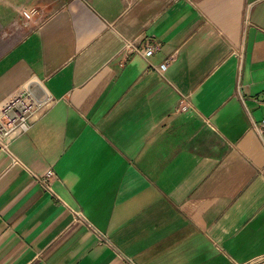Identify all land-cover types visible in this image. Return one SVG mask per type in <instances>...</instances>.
I'll use <instances>...</instances> for the list:
<instances>
[{"label":"crops","instance_id":"0c3cea01","mask_svg":"<svg viewBox=\"0 0 264 264\" xmlns=\"http://www.w3.org/2000/svg\"><path fill=\"white\" fill-rule=\"evenodd\" d=\"M27 88L0 264H264V0H0V106Z\"/></svg>","mask_w":264,"mask_h":264},{"label":"built area","instance_id":"2783aa9c","mask_svg":"<svg viewBox=\"0 0 264 264\" xmlns=\"http://www.w3.org/2000/svg\"><path fill=\"white\" fill-rule=\"evenodd\" d=\"M35 13V9L29 11L23 10L21 16L24 20L30 21ZM127 48L143 58H147L154 52V47L152 46H146L143 49H139L131 43H128ZM165 68L166 65L161 64L158 71L161 72L165 70ZM46 104V101H41L31 89L27 88L6 100L0 106V151L11 155L13 163L17 164L19 163V160L10 152V143L31 128L34 121V113L43 108ZM182 109L186 110L187 106H182ZM253 130L264 147V118L258 123H253ZM52 175L53 173L49 171L44 177L34 176L35 179L42 184L44 189L51 194H53V191L49 186V178ZM74 215L77 221L86 222L82 212L75 211ZM86 224L89 227H92L87 222ZM96 232L100 236L102 235L97 230Z\"/></svg>","mask_w":264,"mask_h":264},{"label":"rangeland","instance_id":"374dc122","mask_svg":"<svg viewBox=\"0 0 264 264\" xmlns=\"http://www.w3.org/2000/svg\"><path fill=\"white\" fill-rule=\"evenodd\" d=\"M34 9L36 10V13L32 17V20H30V21L35 20L34 23L37 25V24H40L46 18V15L43 14L40 9H36V8H34ZM27 23L28 22H24L23 24H21V26L24 27V26H26Z\"/></svg>","mask_w":264,"mask_h":264}]
</instances>
